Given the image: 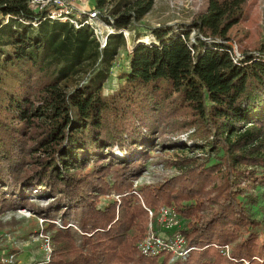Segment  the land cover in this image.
Here are the masks:
<instances>
[{
  "label": "trees",
  "instance_id": "16d2710c",
  "mask_svg": "<svg viewBox=\"0 0 264 264\" xmlns=\"http://www.w3.org/2000/svg\"><path fill=\"white\" fill-rule=\"evenodd\" d=\"M31 1L0 0V207L41 217L50 264H167L137 248L145 207L158 206L187 221L183 264H264V216L251 209L264 187V46L239 58L227 43L247 0H208L179 32H137L154 40L134 44L111 94L103 87L125 45L117 31L154 0H93L116 31L104 47L88 25L49 18L63 7L55 0ZM186 132L194 146L170 142ZM156 146L206 156L181 157L178 174L134 188ZM40 193L48 202L30 207ZM225 244L230 258L214 246Z\"/></svg>",
  "mask_w": 264,
  "mask_h": 264
},
{
  "label": "rangeland",
  "instance_id": "374dc122",
  "mask_svg": "<svg viewBox=\"0 0 264 264\" xmlns=\"http://www.w3.org/2000/svg\"><path fill=\"white\" fill-rule=\"evenodd\" d=\"M35 2H37L35 0ZM34 2V3H35ZM40 2V1H39ZM58 4L64 3L62 6H67L69 11L73 9L77 10L78 15L82 12L92 10L94 3L93 0H55ZM208 6V0H154V4L150 12H148L134 27L123 28L124 33L127 35L124 37L125 45L118 50L114 59V64L110 72L109 78L106 81L103 92L104 94H111L123 81L121 76L123 72L127 70L128 55L131 53L134 44L140 41V38L135 39L137 32L149 31L150 27L160 25H170L175 27V31L179 32V28L182 25L188 24L196 15L206 10ZM78 17H72L71 20L77 21ZM64 20V19H63ZM67 20V19H66ZM78 22V21H77ZM92 31V30H91ZM149 33V32H148ZM123 35V34H122ZM150 35V33H149ZM144 43H148L151 36ZM227 43L231 46V52L235 57L242 58L246 54H253L260 50L264 46V0H247L246 8L242 14L240 20L234 24L227 33ZM190 133V132H189ZM171 141H179L186 143V146H194L192 141L188 137V132L180 135H171ZM141 149L138 152L141 153ZM124 154V153H123ZM147 159L144 162V171L137 176L133 182L134 188H139L142 185H148L163 181L166 178L174 176L180 172V169L175 165L181 157H205V153L200 149L192 150L184 149V151L175 150L168 147H148L145 153ZM114 156L120 157L119 150L114 149ZM208 159L211 156H207ZM256 191L250 190L253 194H258V205L251 207L254 217L258 220H263L264 216V187L255 188ZM139 195V194H138ZM33 196L34 209L39 206H44L48 199L44 194ZM112 198L118 199V195L110 194L106 195L102 200L108 201ZM260 205V207H258ZM0 207V245L10 252H16L20 264H33L40 261L46 255L47 250L51 251V243L49 240V234L51 231L45 228L44 222L39 215H36L32 210L23 207L20 209H13L1 205ZM161 206L151 209L154 214L149 216L148 212L145 220L143 221L145 231L143 237L138 241L137 248L139 250V244L143 243L147 239V235L151 233L161 235L163 238L169 239L174 233H179L181 229L185 228L186 220L179 217V223L172 228H164L161 226L162 217L157 211ZM147 208V207H145ZM161 218V219H159ZM158 220V221H157ZM57 225H60L59 220H55ZM177 227V228H176ZM260 227L261 237H264L262 225ZM176 228V229H173ZM145 244L152 245L148 240ZM229 246V256L232 244H225ZM220 248L221 245H214ZM185 247V244H184ZM182 247H180L181 249ZM175 249V248H174ZM141 253V251L139 250ZM190 251L184 255H179L178 252L160 251L157 254H143L144 256H156L164 254L169 257L167 264H183L188 258ZM221 253V252H220ZM50 264V263H49Z\"/></svg>",
  "mask_w": 264,
  "mask_h": 264
},
{
  "label": "built area",
  "instance_id": "2783aa9c",
  "mask_svg": "<svg viewBox=\"0 0 264 264\" xmlns=\"http://www.w3.org/2000/svg\"><path fill=\"white\" fill-rule=\"evenodd\" d=\"M37 2H42L45 3L48 0H36ZM32 3L35 2V0L31 1ZM64 3L60 2L59 5H63ZM68 8L67 6H63L61 9L58 10V12H50L49 18L52 19H60V20H69L76 28L82 26L83 24L88 25L89 28L92 30L93 35L95 36L96 40L99 42L100 47H104L107 42L108 35L111 33L116 32L112 23L107 22L104 20L101 16L100 13L95 10H89L87 12H82L85 15V18L82 20L81 23L79 21H73L71 20L70 17H68L66 14L68 13ZM118 33L123 34L124 37L127 35L124 33V30H118ZM154 40V37L151 36L150 40L148 43L152 42ZM149 214V216H153L154 212L149 209L145 208ZM157 211H159V215L162 220V223L160 222L161 226L168 229L172 228L173 224L175 226L179 223V217L175 210L171 207H165L161 206ZM158 221V220H157ZM177 228V227H176ZM173 228V229H176ZM149 241L152 245L150 244H145V241ZM143 243L139 244V250L143 254H157L160 251H172L175 254V251L178 252L179 255H184L191 249L192 247H187L186 246V241L184 236L179 232V233H174L171 238L166 239L163 238L161 235L154 234L153 231L151 230V233L147 235V239ZM185 244V247H184ZM180 247H182L180 249ZM175 248V249H174ZM220 252L222 254H225L229 256V246L228 245H223L220 246ZM50 254L51 251L47 250L46 255L43 259L40 261L34 262L33 264H49L50 263ZM0 264H20L18 260V256L16 252L9 251L8 249L6 250L4 247H1L0 245Z\"/></svg>",
  "mask_w": 264,
  "mask_h": 264
},
{
  "label": "bare ground",
  "instance_id": "6f19581e",
  "mask_svg": "<svg viewBox=\"0 0 264 264\" xmlns=\"http://www.w3.org/2000/svg\"><path fill=\"white\" fill-rule=\"evenodd\" d=\"M147 39H148V38H146V37L143 36L142 38H140V41H141V42H144V41H146Z\"/></svg>",
  "mask_w": 264,
  "mask_h": 264
}]
</instances>
